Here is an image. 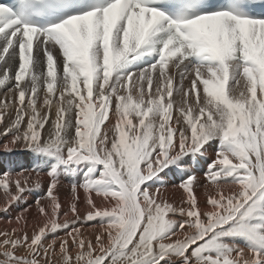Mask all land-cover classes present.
I'll return each instance as SVG.
<instances>
[{
	"label": "snow or ice",
	"instance_id": "obj_1",
	"mask_svg": "<svg viewBox=\"0 0 264 264\" xmlns=\"http://www.w3.org/2000/svg\"><path fill=\"white\" fill-rule=\"evenodd\" d=\"M254 3H0V137L34 158L0 171L4 211L48 178L0 231V264H264Z\"/></svg>",
	"mask_w": 264,
	"mask_h": 264
},
{
	"label": "bare ground",
	"instance_id": "obj_2",
	"mask_svg": "<svg viewBox=\"0 0 264 264\" xmlns=\"http://www.w3.org/2000/svg\"><path fill=\"white\" fill-rule=\"evenodd\" d=\"M3 95V89L0 88V96ZM6 142V139L3 137H0V171L2 170H8L11 168L14 172H19L21 167L28 168L33 165V155L30 152H27L23 150V146H20V149L13 151L12 153H8L4 150L3 144ZM216 143L213 142L209 146V156L208 161L210 162L214 158V149L216 148ZM51 163V162H49ZM46 172L47 169H44ZM206 171V167L201 166L198 175L200 176L201 180L204 179L203 172ZM84 174V168L81 166L80 169L77 170L75 173L78 181L83 177ZM64 188L61 191V196L63 197L66 195L69 191V184L71 181V177L64 176L62 177ZM47 181L48 178L45 176V182L43 187L40 190H32L29 192H26L24 194V199L20 201L18 204L13 203L10 205L7 209V211H4L5 201H4V193L3 189L0 188V231L10 230L11 228L15 227V218L21 214L23 209L30 208V211L24 213V215L29 217H34L36 215V208L34 206L35 200L37 196H40L43 194L47 187ZM12 187V186H10ZM168 187L170 188L171 185L169 184ZM82 194V190H81ZM176 197H179V192H177ZM83 216V213L81 214ZM71 219V218H70ZM9 221H13V223H9ZM78 227H82L86 233H90L92 235V238L94 239L95 231H98L99 229H93L90 222H87L85 220H81L78 224ZM29 235H31V230H29ZM57 235L63 236L64 232H58ZM242 246V245H241ZM243 247V246H242Z\"/></svg>",
	"mask_w": 264,
	"mask_h": 264
},
{
	"label": "rangeland",
	"instance_id": "obj_3",
	"mask_svg": "<svg viewBox=\"0 0 264 264\" xmlns=\"http://www.w3.org/2000/svg\"><path fill=\"white\" fill-rule=\"evenodd\" d=\"M210 150V149H209ZM242 246H244L243 244H242Z\"/></svg>",
	"mask_w": 264,
	"mask_h": 264
}]
</instances>
